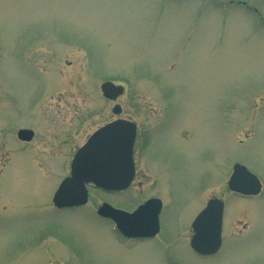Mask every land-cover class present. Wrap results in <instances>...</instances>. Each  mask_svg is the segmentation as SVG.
<instances>
[{
	"label": "rangeland",
	"instance_id": "obj_1",
	"mask_svg": "<svg viewBox=\"0 0 264 264\" xmlns=\"http://www.w3.org/2000/svg\"><path fill=\"white\" fill-rule=\"evenodd\" d=\"M104 82L124 94L110 102ZM155 113L170 125L147 162L169 173L153 193L173 261L159 243L121 247L91 219L104 202L135 208L155 183L137 181L130 206L92 190L83 217L36 216L49 192L38 175L55 186L97 129L131 120L141 136L144 114ZM20 130L34 139L18 141ZM139 141L138 172L152 175ZM236 164L261 181L260 196L228 191ZM213 197L226 202L223 247L202 258L190 224ZM0 204V264H264V0H0Z\"/></svg>",
	"mask_w": 264,
	"mask_h": 264
},
{
	"label": "water",
	"instance_id": "obj_2",
	"mask_svg": "<svg viewBox=\"0 0 264 264\" xmlns=\"http://www.w3.org/2000/svg\"><path fill=\"white\" fill-rule=\"evenodd\" d=\"M101 91L110 100L124 94V88L112 82L103 83ZM120 110L119 106L115 107V114H119ZM33 137L31 130L18 132L21 141L30 142ZM135 137L136 126L123 120L115 121L93 134L75 155L71 178L63 182L55 195L56 207L84 205L87 202L86 185L90 183L104 191L126 189L134 176ZM228 186L231 191L244 196H257L262 189L259 179L239 164L234 166ZM223 207L222 202L212 200L194 223L195 236L191 247L197 254L211 256L220 249ZM160 209V202L151 200L132 214L104 205L98 215L112 219L125 237L149 238L159 231Z\"/></svg>",
	"mask_w": 264,
	"mask_h": 264
},
{
	"label": "flooded vegetation",
	"instance_id": "obj_3",
	"mask_svg": "<svg viewBox=\"0 0 264 264\" xmlns=\"http://www.w3.org/2000/svg\"><path fill=\"white\" fill-rule=\"evenodd\" d=\"M110 102H112V101H110ZM148 116H150V118H147ZM168 120L169 119L167 118V114L166 113H155V114H152V115L144 114L143 126H142L143 127V132H142L141 136H139V131H140L139 130V125H137V123L134 122V121L126 120V121L134 123L136 125V128H137V136H136V140H135L134 155H133L134 164H135V172H134V177H133V180H132L131 184L126 189H122V190H114L113 189V190H110V191H104V190H101V189L95 187L92 184H89V185H87L88 201H87V203L85 205H83V206H72V207H67V208H63V209H58L53 204V197L56 194L57 190L59 189L61 183L64 180H66L68 177H70L71 164H70V167H69V174H67L65 177H63L57 184H55V186L53 185V183H50L51 177H44V176L38 175L39 178L42 179V181H44L46 183V185L48 186L49 192H48L47 196L46 197L43 196L40 199V201L37 202L36 206L33 208L35 210V212L37 213L36 216L40 215L41 217H43L44 218V222L52 220L53 215H54L55 219H57L56 217H58V219H59V217H61L62 215H66V214H72V215H77L78 214V216L83 217V211L87 209L86 207H87V204L90 202V198H91L90 197V192L92 190L98 191V192H100L102 194L109 195V196L130 197V201H129V206H130L133 203V198H134V195H135V194L132 193V189H133L134 185L137 183V181H139V183H138V187L139 188H142L144 184H146V185L147 184L154 185L153 183H155L153 188L150 189L151 193H153L155 191L156 187H157V183L158 182H166L165 181V177L169 176V173H168V171L165 170V168H163L162 165L151 164V163L147 162V159L149 157V155H147V151L150 153L152 145L155 143V138L160 137L159 134H158V131L162 130V125H165ZM114 121L115 120H113L111 122H114ZM111 122H109V123H111ZM109 123H107V124H109ZM169 125H170V123H167L165 125V127H167ZM174 130L176 132H178V136H179L178 140L182 144H188V143H190L192 141L191 138H192L193 134H192V130L191 129L186 128L185 126H182L180 128L179 124H178V126L174 125ZM163 135H164V133H163ZM163 135H162V137H163ZM181 135H183V138L186 141H181L180 140V137H182ZM185 135H187V136H185ZM138 141L141 143V149L140 150H141V153H142V165L149 172L152 171V175H148L149 173H147L146 171H143L144 173L138 172L137 163L135 161V150H136V145H137ZM61 169H62V167H61ZM155 179H156V182H155ZM166 184L169 185L168 183H166ZM41 193H46V192H41ZM230 193L235 195V196H237V197H240V198H244V199L246 198V197H243L241 195H238V194H235V193H232V192H230ZM153 194H154L153 196H150V197L146 198L143 202L138 203L135 208L130 209V210H127L126 207H128V206H125L126 210H124V209H120V208H117V207L113 206L112 203L109 202V201L108 202H104L101 206L97 207V209L95 210V214H93V212L91 211V214H92L91 219H93L92 217L94 216V220L95 221L94 220L93 221L96 222L97 224H100V225H103V226H104V224L107 223L110 226V234L114 235L115 240L119 243V245L121 247H123L125 249L132 250L133 246H135L137 243H139V244H137V246L141 245V244H144V243H147L148 245H151V246H155V243L156 244L159 243L160 245L159 244H157V245L162 246V248H164L165 253L168 255L169 260L173 261L172 254H170L169 250L172 247L174 248L175 244H172L171 247H168V245L165 246L167 248V250H166V248L162 245L163 241H166V240L162 239L161 235H160L161 231H162L161 216H162L164 204H163V201L160 199L159 196H157L155 193H153ZM139 195H143V194H139ZM212 199H219V200L223 201L224 210H225L226 202L220 197H213V198L209 199L208 201H206V204L204 205V207H200V209L196 212V216H195V218L192 220V222L190 224L191 238H190V241H189V246H190L191 240H192V238L194 236V229L193 228H194V223L196 221V218L201 214V212H203L207 208V204ZM150 200H158V201H160V204H161V209H160V213H159L160 229H159L158 233H156V235H154L153 237L140 238V239H129V238H126L117 230L115 223L111 219H104V218L100 217L97 214L99 209L101 207H103L104 205H110L112 208H114L116 210H121V211H124V212H127V213H132L134 210L137 209V207L147 203ZM3 203H8V202H3ZM3 203H1V204H3ZM50 212H52L53 214L51 215L50 218H48L47 215L50 214ZM44 229H46V228H44ZM171 240H173V239H171ZM171 240H167V241H171ZM136 247H134V248H136ZM222 247H223V243H222ZM190 249L192 250L191 246H190ZM221 250L222 249H220V251L216 255H218L221 252ZM192 252L195 255H197L193 250H192ZM197 256H199V255H197ZM199 257L210 258L211 256H208V257L207 256H199ZM31 264H35L34 261H32Z\"/></svg>",
	"mask_w": 264,
	"mask_h": 264
}]
</instances>
